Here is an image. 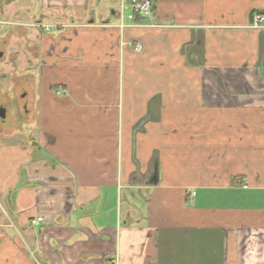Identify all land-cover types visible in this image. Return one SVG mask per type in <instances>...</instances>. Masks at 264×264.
Masks as SVG:
<instances>
[{
	"label": "crops",
	"instance_id": "1",
	"mask_svg": "<svg viewBox=\"0 0 264 264\" xmlns=\"http://www.w3.org/2000/svg\"><path fill=\"white\" fill-rule=\"evenodd\" d=\"M129 14L32 24L0 264H264V0Z\"/></svg>",
	"mask_w": 264,
	"mask_h": 264
},
{
	"label": "rangeland",
	"instance_id": "2",
	"mask_svg": "<svg viewBox=\"0 0 264 264\" xmlns=\"http://www.w3.org/2000/svg\"><path fill=\"white\" fill-rule=\"evenodd\" d=\"M53 1L0 0V106L4 107L7 113V118L3 122L0 121V147L17 143L16 124L20 121L19 110L29 100L21 98L24 86L18 78L29 71L27 61H30L29 66L32 67L31 55L35 50L32 49V42L36 37V31H39L33 28L36 22L40 21L44 26H50L49 33L55 32L56 26L63 23V20L68 19L70 22L71 17L75 21L94 20L101 23L110 20L113 11L118 12L122 7L128 10L131 2V0H61L71 9L54 11L49 7ZM49 11L56 15L51 13L45 20H41L43 18L39 14ZM60 17L63 18L59 20ZM20 30L26 34L24 37H18ZM25 130L27 131V125ZM6 135L13 137L6 138Z\"/></svg>",
	"mask_w": 264,
	"mask_h": 264
},
{
	"label": "built area",
	"instance_id": "3",
	"mask_svg": "<svg viewBox=\"0 0 264 264\" xmlns=\"http://www.w3.org/2000/svg\"><path fill=\"white\" fill-rule=\"evenodd\" d=\"M130 14L128 19L134 20L140 17H148L152 13V0H131L130 3ZM264 24V16L262 14H255L253 16L252 28L262 29ZM133 50L138 53L142 50L141 44H136ZM42 222V218H36L32 221L33 225H38Z\"/></svg>",
	"mask_w": 264,
	"mask_h": 264
},
{
	"label": "flooded vegetation",
	"instance_id": "4",
	"mask_svg": "<svg viewBox=\"0 0 264 264\" xmlns=\"http://www.w3.org/2000/svg\"><path fill=\"white\" fill-rule=\"evenodd\" d=\"M1 56V54H0ZM7 118L6 109L0 106V121L3 122Z\"/></svg>",
	"mask_w": 264,
	"mask_h": 264
}]
</instances>
